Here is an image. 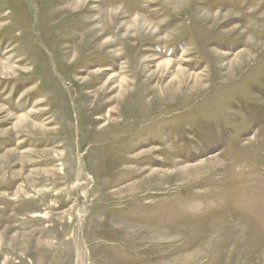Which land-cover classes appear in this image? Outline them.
<instances>
[{
    "label": "rangeland",
    "instance_id": "1",
    "mask_svg": "<svg viewBox=\"0 0 264 264\" xmlns=\"http://www.w3.org/2000/svg\"><path fill=\"white\" fill-rule=\"evenodd\" d=\"M0 264H264V0H0Z\"/></svg>",
    "mask_w": 264,
    "mask_h": 264
},
{
    "label": "bare ground",
    "instance_id": "2",
    "mask_svg": "<svg viewBox=\"0 0 264 264\" xmlns=\"http://www.w3.org/2000/svg\"><path fill=\"white\" fill-rule=\"evenodd\" d=\"M186 11V10H185ZM41 13V12H40ZM30 35V34H29ZM23 46V45H22ZM19 125V124H18Z\"/></svg>",
    "mask_w": 264,
    "mask_h": 264
}]
</instances>
